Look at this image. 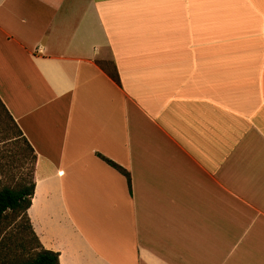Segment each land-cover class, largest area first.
I'll use <instances>...</instances> for the list:
<instances>
[{"label":"crops","instance_id":"0c3cea01","mask_svg":"<svg viewBox=\"0 0 264 264\" xmlns=\"http://www.w3.org/2000/svg\"><path fill=\"white\" fill-rule=\"evenodd\" d=\"M0 101L59 264H264V0H0Z\"/></svg>","mask_w":264,"mask_h":264},{"label":"rangeland","instance_id":"374dc122","mask_svg":"<svg viewBox=\"0 0 264 264\" xmlns=\"http://www.w3.org/2000/svg\"><path fill=\"white\" fill-rule=\"evenodd\" d=\"M1 103L0 101V187L16 186L25 179L29 181L33 176L34 157ZM20 221L19 218L9 215L0 222V264L2 257L7 256V260L13 259L14 256L23 257L35 246L33 240L27 243L23 240L26 245L24 249L21 247V237L29 239L30 235L25 230L20 232V225L24 223Z\"/></svg>","mask_w":264,"mask_h":264},{"label":"trees","instance_id":"16d2710c","mask_svg":"<svg viewBox=\"0 0 264 264\" xmlns=\"http://www.w3.org/2000/svg\"><path fill=\"white\" fill-rule=\"evenodd\" d=\"M18 131L22 135L19 128ZM24 139L28 145V148L32 152L35 161V154L33 153V150L30 144L28 143V141L26 140V138ZM106 160L108 163L115 166L120 172L128 176V173L122 167L115 164L113 161L109 159ZM33 190H34L33 176L29 181L28 179H25L22 183H19L16 186L5 185L0 187V222L2 220L7 219V216L9 215H13V218L14 217L19 218V220L24 221V223H21L20 225V232L27 231V233L30 235L29 239L23 238L24 236L21 237L22 240L20 242L21 247L24 249L26 243L29 242L30 240H33L35 243V246L32 247L31 250L28 252V254L23 257L14 256V258L11 260H7V256L2 257V264H4V262L5 264L7 262H10V264H59L58 253L44 248L41 245L40 241L38 240V237L32 230L26 210L30 206ZM23 240L26 242L25 244L23 243Z\"/></svg>","mask_w":264,"mask_h":264}]
</instances>
